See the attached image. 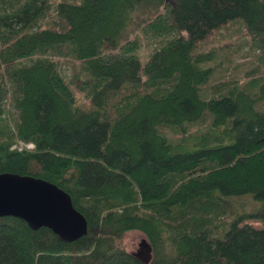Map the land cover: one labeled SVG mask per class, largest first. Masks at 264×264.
Returning <instances> with one entry per match:
<instances>
[{
	"label": "trees",
	"instance_id": "obj_1",
	"mask_svg": "<svg viewBox=\"0 0 264 264\" xmlns=\"http://www.w3.org/2000/svg\"><path fill=\"white\" fill-rule=\"evenodd\" d=\"M236 22L256 65L214 83ZM263 101L264 0H0V173L54 183L88 222L68 242L2 216L0 264H144L131 231L148 264H264Z\"/></svg>",
	"mask_w": 264,
	"mask_h": 264
},
{
	"label": "water",
	"instance_id": "obj_2",
	"mask_svg": "<svg viewBox=\"0 0 264 264\" xmlns=\"http://www.w3.org/2000/svg\"><path fill=\"white\" fill-rule=\"evenodd\" d=\"M13 216L36 230L47 227L61 239L72 242L88 233L86 218L74 207L71 196L54 183L30 175L0 173V217ZM144 264L151 258L146 239L132 253Z\"/></svg>",
	"mask_w": 264,
	"mask_h": 264
},
{
	"label": "rangeland",
	"instance_id": "obj_3",
	"mask_svg": "<svg viewBox=\"0 0 264 264\" xmlns=\"http://www.w3.org/2000/svg\"><path fill=\"white\" fill-rule=\"evenodd\" d=\"M173 3L174 0H167ZM141 41L139 50L143 61L147 59L146 55L153 48V42L146 39L141 33L136 34ZM213 42L215 47V64L216 69L213 74V82H244L250 78V73L256 65L255 57L257 51L250 47L248 35L241 22H236L228 28H222L219 35ZM62 73L67 81H70V72L66 66H63ZM264 103V101H263ZM25 145L18 142L13 147L22 148ZM25 147H31L26 145ZM90 232L95 233V229H90ZM146 239V236L138 231L127 232L123 237L122 243L130 253H135L139 249L140 242Z\"/></svg>",
	"mask_w": 264,
	"mask_h": 264
},
{
	"label": "built area",
	"instance_id": "obj_4",
	"mask_svg": "<svg viewBox=\"0 0 264 264\" xmlns=\"http://www.w3.org/2000/svg\"><path fill=\"white\" fill-rule=\"evenodd\" d=\"M29 146H31V147H32V145H31V144H29Z\"/></svg>",
	"mask_w": 264,
	"mask_h": 264
}]
</instances>
